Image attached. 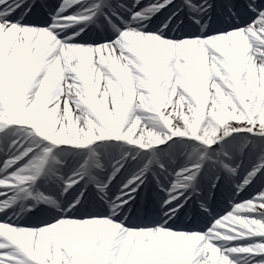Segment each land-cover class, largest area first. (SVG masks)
<instances>
[{
	"label": "snow or ice",
	"instance_id": "snow-or-ice-1",
	"mask_svg": "<svg viewBox=\"0 0 264 264\" xmlns=\"http://www.w3.org/2000/svg\"><path fill=\"white\" fill-rule=\"evenodd\" d=\"M0 264H264V0H0Z\"/></svg>",
	"mask_w": 264,
	"mask_h": 264
}]
</instances>
